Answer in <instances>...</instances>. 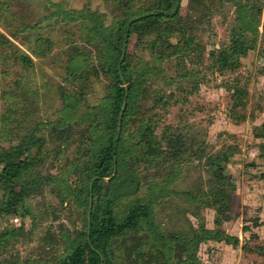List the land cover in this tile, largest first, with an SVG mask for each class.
Here are the masks:
<instances>
[{
  "label": "rangeland",
  "instance_id": "obj_1",
  "mask_svg": "<svg viewBox=\"0 0 264 264\" xmlns=\"http://www.w3.org/2000/svg\"><path fill=\"white\" fill-rule=\"evenodd\" d=\"M2 1L5 4L0 14V33L10 42L5 45L0 42V148L17 142L16 135L36 130L47 138L48 154L42 172L56 173L61 171L65 159L73 158L81 146V128L76 125L79 121L72 120L73 130L63 137V144L61 135L54 130L64 115L66 97L77 98L84 105H97L105 97L110 82L99 65V49L91 40L93 23L73 17L81 11L100 14L108 27L121 19L123 5L119 0ZM236 1L255 10L260 32L256 38L246 33L247 40L255 39V46L234 70L219 71L212 52L229 45L233 30L242 24L237 19L235 0H181L180 14H192L198 47L195 45V51L188 55L176 53L165 59L164 70L169 81L149 72L144 76L148 107L155 103L158 93L166 98L165 104L154 111L158 113L157 133L162 135L165 127H169L172 132L180 133L187 149L171 189L207 192L213 172L208 162L221 152L230 154L229 148H235L225 162V172L235 181L237 189L222 229L239 236L241 243L236 247L224 241L202 243L198 251L201 264L263 261L256 251L257 246L264 247V157L260 156L264 138L256 135L264 125V0ZM153 2L135 0L133 6L144 11L151 9ZM258 9L263 10L260 18ZM156 35L152 32L145 39L132 36L128 52L134 63L151 59L148 45ZM36 37L48 42H38ZM182 37L179 33L172 34L169 41L180 44ZM12 50L28 53L33 65L26 68L17 58L9 56ZM73 63L78 68L75 73H71ZM241 101L244 104L237 106L236 102ZM136 113L129 129L137 128L141 107ZM61 149L63 152L59 153ZM57 189L47 185L33 196L29 201L31 214L26 217H0V235L21 227L32 232L28 238L12 239V243L10 240L7 252L0 249V260L10 255L20 261L30 256L37 258L43 247L49 252L43 251V256L51 259L65 247L54 244L51 237L83 227L84 206L76 204L74 199L62 202ZM162 203L156 212L166 230L188 229L187 219L195 227L203 222L208 228L215 227L216 212L212 208L202 205L198 209L185 196L174 193ZM46 240L51 242L48 246ZM245 242L252 251H245ZM52 247L57 248L52 250Z\"/></svg>",
  "mask_w": 264,
  "mask_h": 264
},
{
  "label": "trees",
  "instance_id": "obj_2",
  "mask_svg": "<svg viewBox=\"0 0 264 264\" xmlns=\"http://www.w3.org/2000/svg\"><path fill=\"white\" fill-rule=\"evenodd\" d=\"M119 1L123 5L121 19L108 27L100 14L81 11L73 17V20L85 18L93 23L91 40L99 49V65L110 81L105 97L97 105H84L77 98L65 99L64 115L54 130L61 135L63 144V137L73 130L72 120L79 121L76 125L81 128V146L76 155L65 159L61 171L43 173L47 138L36 130L18 134L17 142L0 148V217L30 215V199L45 186L53 185L58 188L57 196L62 202L74 199L76 204L84 206L83 227L51 237L54 244L65 246L51 259L43 256V251L49 253L43 247L40 257L30 256L20 261L10 255L0 260L2 264H201L198 251L202 243L224 241L235 247L241 243L239 236L222 229L237 189L235 181L225 172V162L235 148H229L230 154L221 152L208 162L213 172L207 192L174 191L171 185L179 176L187 150L185 142L180 133L172 132L169 127H165L162 135L156 131L158 113L154 111L165 104L163 93H158L152 106L147 105L145 73L167 82L165 59L176 53L188 55L195 51V45L198 47L192 14L181 16V0H154L152 8L144 11L133 6L135 0ZM235 2L237 19L242 24L233 30L229 45L212 52L219 71L234 70L255 46V39L247 40L246 33L256 38L260 32L255 10ZM3 4L0 0V14ZM262 12L258 9L259 18ZM152 32L157 35L148 45L152 50L151 59L134 63L128 52L130 39L135 34L145 39ZM176 33L183 36L180 44L169 41L170 35ZM42 40L48 42L36 37V41ZM0 42L5 45L10 41L0 33ZM9 56L17 58L26 68L34 63L22 50H12ZM71 65V73H75L78 68L74 63ZM262 72L264 75V68ZM141 97L143 102L139 100ZM243 104L236 102L237 106ZM139 107L137 128L129 129ZM256 136L264 138V125ZM260 156L264 157V141L260 144ZM172 193L185 196L198 209L202 205L214 209L215 227L208 228L205 222L195 227L187 219L188 229L166 230L158 221L156 210ZM30 235L32 232L24 227L6 230L0 235V249L7 252L10 240L12 243V239ZM45 242L46 246L51 243ZM243 248L252 251L248 242ZM256 253L263 261L254 264H264V247L257 246Z\"/></svg>",
  "mask_w": 264,
  "mask_h": 264
},
{
  "label": "water",
  "instance_id": "obj_3",
  "mask_svg": "<svg viewBox=\"0 0 264 264\" xmlns=\"http://www.w3.org/2000/svg\"><path fill=\"white\" fill-rule=\"evenodd\" d=\"M123 58V56H122ZM124 104H126V97H125V100H124ZM91 202H92V196L90 197V206H89V211H88V217H90V211H91Z\"/></svg>",
  "mask_w": 264,
  "mask_h": 264
}]
</instances>
